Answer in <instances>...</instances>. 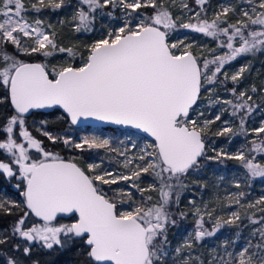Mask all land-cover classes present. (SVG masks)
<instances>
[{
    "label": "snow or ice",
    "instance_id": "obj_1",
    "mask_svg": "<svg viewBox=\"0 0 264 264\" xmlns=\"http://www.w3.org/2000/svg\"><path fill=\"white\" fill-rule=\"evenodd\" d=\"M176 2L0 0V105L10 103L14 110L0 118V264H264V195L245 202V191L230 192L226 205L219 196L199 204L189 199L192 229L176 245L168 235L170 228L187 219L188 212L171 209L179 207L189 189V175L209 161L242 165L245 174L243 181L235 180L236 189L264 179V163L257 160H264V116L258 127H247L252 114L261 110L253 94L264 102V86L238 91L250 62L228 71L238 58L264 52V0L221 4L211 19L205 7L209 0H195L200 11L185 23L170 10ZM179 6L191 11L185 0ZM63 9L72 10L67 22L77 33L95 31L97 20L104 17L120 26L85 46V57L79 45L59 44L55 25L40 18L45 10ZM233 15L238 17L234 22ZM178 27L215 41L211 58L194 54L192 44L183 39L170 42ZM21 53L69 59L79 55L83 63L75 67L65 62L49 69L47 63L25 62ZM229 82L231 89L226 87ZM221 86L231 98L218 94ZM202 91L208 101L203 108ZM217 105L219 112L209 119L206 111ZM55 106L63 109L71 125L94 118L140 130L154 142L129 157L136 143L121 151L109 138L97 135L76 142L44 131L47 121H40L37 131L49 141L62 140L80 151L106 149L124 158L120 163L126 171H110L100 163L82 168L46 150L27 128L31 110ZM229 108L232 123L222 120ZM217 121L224 126L213 135L230 137L229 143L249 134L258 139L250 141L247 151L244 145L234 153L212 148L214 155L209 156L208 135ZM144 175L153 180L147 188L140 186ZM120 181L139 192L140 200L123 188H110L112 195L104 191V185ZM8 186L21 199L9 196ZM146 192L157 196H145ZM123 205L127 207L121 210ZM225 206L238 210L225 213ZM9 218L14 219L5 223ZM226 227L236 229L233 237L204 251V242ZM240 239L244 243L237 247ZM57 250L60 260L44 258Z\"/></svg>",
    "mask_w": 264,
    "mask_h": 264
},
{
    "label": "rangeland",
    "instance_id": "obj_2",
    "mask_svg": "<svg viewBox=\"0 0 264 264\" xmlns=\"http://www.w3.org/2000/svg\"><path fill=\"white\" fill-rule=\"evenodd\" d=\"M234 1L238 2V0H218V2L216 4H210V2H209V4L206 7L208 10L207 14H208L209 19L212 18L213 13L218 10V8L221 4L232 3ZM185 2L189 5V8L191 9V11H188V9H182L179 6L180 0H177L176 5L171 7L173 9L171 12L173 13L174 16L180 17L181 23L189 22V17L193 16L195 14V12L200 11L199 6L193 7V5H191L189 3V0H185ZM165 3L168 4L169 0H165ZM117 11H118L117 18H120L121 17L120 10L117 9ZM191 22H195V21L193 20ZM119 26H120V24L116 20H111V19L107 18V21L105 22V30L103 32V35L108 31L109 28H115V27H119ZM180 39H183L186 44H193L195 42L196 43H198V42L203 43V42H205V40H208L210 38L205 37L202 34L196 33L190 29H183V28L178 27L174 32H172L170 34V42H176L177 40H180ZM201 39L203 41H200ZM67 44L71 45L69 43H66L65 46ZM177 53H179V52H177ZM55 61H57V63H58L57 66L64 64L65 62L70 63L69 58H67L65 55H61L60 57L56 56ZM245 62H246L245 58H242L240 61H238L236 63H231V65L228 67L229 73L231 74V73L235 72L241 65H244ZM257 73H258L257 70H255L253 77H255ZM256 78L258 80L257 82L254 81L255 78L251 77V80H253V83L257 87H258V85H259V87L264 86V76L262 78L261 77L258 78V76H256ZM251 85H253V84H251V83H249L248 85L244 84V86L242 88H240V90L241 89H248V88H250ZM228 89H231V88H228ZM218 94L224 99L231 98L230 93L228 91H226L225 88L220 87L218 89ZM201 95H202V97H205L204 99H202L200 101L201 107L203 108L208 103V101L206 99L207 93L202 91ZM253 95H254V99L256 100V102L261 103V110L256 111L252 114L251 118L248 121V125H247V127L249 129L258 127L260 120H261V117L264 116V102L261 101V99L258 95H256V94H253ZM220 107H221L220 105H217L213 108L208 109L206 111L205 115L209 119H211L212 117H214L219 112ZM230 111H231V109L229 108L228 111L223 113L222 120H228L230 123H232L233 118L230 116ZM212 126H214V128H212L213 131L217 132L224 125L222 124L221 121H217ZM28 130L35 137L34 129L28 128ZM45 131H48V130H45ZM72 131L74 133H79V132L74 131V130H72ZM51 134L54 136H61L63 133L58 132V133H51ZM92 135H97V136H101L104 138H109L112 142V146L119 148L121 151H124L125 149H131V144L136 143L138 145V147L128 151L127 154L129 157H132L133 155L137 154L139 152V148L144 147L146 144L153 143L152 141H150L148 139L139 138V137H136L135 135H132V134L108 135L107 132H98L97 130H94V129H91V130H88L85 132H81V134H78L76 139H74L75 136L73 135L72 139L76 142H79L84 136H92ZM61 137H63V136H61ZM253 139H258V138H256L254 134H249L247 136L248 141H252ZM60 141H62V140H60ZM207 145H208V151L207 152L209 154L214 155V152H212V148H217V149L223 148L230 153H234V152H236V150L238 148H240L244 144L241 143L238 146H236L235 148L230 149L228 142H226L224 140L215 141L208 136ZM250 147H251V145H250ZM46 150L51 151L54 154H56V152H54L53 150H49L47 148H46ZM89 151H91V152L87 153ZM245 151H247V147H245ZM85 152L88 155H93V158H90L88 162H85L86 168H87V165L90 163H100L102 168L110 170V171H114V172H125L126 171L122 167V164L120 163L121 161H123L124 158L118 156L116 153L109 152L106 149H103V150L102 149L85 150ZM257 160H258V162L264 163V160H261L259 156L257 157ZM223 168H221L220 170H215V168L204 170L203 174L205 175L204 176L205 178L204 177L197 178L199 175V172L191 173L189 175V177L187 179V183L189 185H191V183L197 178L198 181H200L201 183H204L207 186V191H204V192L200 191L199 192V193H202L200 197L195 196L193 193H195V194H198V193L195 191L192 192V189H188L185 191L187 194H189V196H186L182 199L181 205L183 206L182 210L188 212L189 217L193 218V216L191 215V211H190L191 206L188 203L189 199H194V200H196L197 204H199L201 199L208 201L210 199H215V197L219 196L223 200L224 204L226 205L227 200L224 198L227 196L228 193H230V192L235 193V192L241 191V190L236 189L234 187V182H235V180L244 177V174H245L244 170L243 169L237 170L236 168H233L232 170H230L229 172L226 173V172H224L225 169H223ZM145 177H147V178H145ZM221 177H223V180L220 179ZM151 183H153V180L150 176H148V175L142 176V179L140 181L141 187L147 188L148 185ZM103 188H104V191L108 192L109 195H112V193L109 191L110 188H112V189L123 188L126 191L131 190L134 193L136 200L137 201L140 200V193L137 192L135 189H130L128 187V182L120 181V182H118L117 185H114L112 187H111V185H104ZM105 188H107V190H105ZM243 191H245V190H243ZM245 193H246L245 202L254 201L255 199L259 198V196L264 195V185L259 182L253 190H251V191L247 190V192H245ZM147 194L148 195L150 194L153 197H155V192H147ZM144 195L148 196V195H146V193H144ZM126 207H127L126 205L121 206V210H123ZM233 210H238V209L236 208V206H233L232 208H228L225 206L223 208V211L225 213L233 211ZM244 223H247V222L244 221ZM193 225L194 224H183V225L179 224L178 227H173L174 228V232H173L174 237L171 239V241L173 242V245H176L177 243H179L184 238L186 233L192 229ZM221 231L222 232L218 233L216 237L209 238L204 242V249H203L204 251H206L208 248L212 247L213 245H218L219 242L225 238L231 239L233 237L232 233L228 234V233H226V231L224 229ZM243 243H244V240L240 239L237 247H239Z\"/></svg>",
    "mask_w": 264,
    "mask_h": 264
},
{
    "label": "trees",
    "instance_id": "obj_3",
    "mask_svg": "<svg viewBox=\"0 0 264 264\" xmlns=\"http://www.w3.org/2000/svg\"><path fill=\"white\" fill-rule=\"evenodd\" d=\"M25 2L27 3V0H25ZM209 2H210V4H216L218 2V0H209ZM234 2H236V1H234ZM73 3H75V0H73ZM189 3L191 5H193V7L198 6L195 3V0H189ZM205 7H207V5ZM108 10L111 11L112 9H108ZM170 10L172 11L173 9L171 8ZM145 11L148 14H151V12H152L151 9H147ZM71 14H72L71 9H63V10H59L56 12L45 10L40 15V18L46 20L47 22H51L53 25H55V31L57 33V41L59 44H61L63 46H65L66 43L79 45L80 51L83 52L84 56L86 57L87 53L85 50V46L90 45L95 40L102 38L103 32L105 30V22L107 21V18L104 17L103 19L97 20L96 25H95V27H96L95 31L90 32V33H77L75 31H73L71 23L67 22L71 16ZM117 15H118V11L116 9L115 10V16L117 17ZM34 16H35L34 13H29L30 18H33ZM237 18L238 17L235 15L231 16V20L233 22ZM61 20H65L66 23L61 25L59 23V21H61ZM200 41H203V40L201 39ZM214 48H216V42L213 41L211 38L208 40H205V42H203V43L202 42H198V43L195 42L192 44V51L194 52V54L199 56L202 52L203 55L207 56L208 58H211L209 56V51L211 49H214ZM8 51L9 52L13 51L11 46L8 47ZM56 56L60 57L61 55H56ZM56 56L55 57H43L40 54L25 56L21 53L20 59H23L25 62L26 61H39L41 63H47V64L49 63L51 65L50 66L48 64L49 69H50L53 66H57V64H58L57 61H55ZM242 58H245V60H246L245 64L250 62L251 68H250L249 72L245 73L244 79H243L242 83L239 85L238 91L240 90V88H242L244 86V84H247V85L249 83L254 84L253 80H251V77L255 78L254 81L257 82L258 80H257L256 76H258V78H260V77L262 78L264 76V52L257 53L255 56L249 55V56H244V57L238 58L237 61H234L232 63H236V62L240 61ZM69 61L75 67H79L83 63V60L81 59V57L79 55L77 57H75V59H69ZM255 70H257L258 73L256 74L255 77H253ZM226 87L232 88L233 85L229 82L226 85ZM258 87H259V85H258ZM221 88H225V87L221 86ZM12 114H13V109L11 108L9 103L6 102L4 105H0V118H2L4 116H10ZM40 121H47V124L43 126L44 131L48 130V132H50V133H58L61 131H67L70 128L74 129V127L70 126L66 117L57 109H53V110L48 111V112L34 111L30 115L27 116L26 124H27L28 128L34 129L35 136L44 139L45 144L47 146L52 147L54 144L53 149L58 153V155H61L64 158L71 159L74 162L78 163V165L83 166L85 163V159L88 155H86L82 151H72L69 148H65L66 146L60 140L58 142H55V143L52 142L51 143L45 136H43L40 133V131H37V129L41 128ZM0 123H2V120H0ZM83 128H89V127L85 126ZM212 128H214V126L211 127V130L209 132L208 136L210 138H212L215 141L224 140V141L229 143L230 137H227V136L217 137V136L213 135L216 132L213 131ZM76 129H78V128H76ZM241 143H243L245 145V147H247V148H249L251 145L250 141H248L247 138H245L244 136H237V137L231 138V143H229V148L230 149L235 148L236 146H238ZM207 154L209 156H212V154H209L208 152H207ZM211 168H215V170H220L221 168H223V169H225L224 172H226V173L229 172L230 170H232L233 168H236L237 170L243 169L242 165L238 161H234V160H226V161H224L223 164H220V163L215 162V161H209L206 164V166H204L202 169H200L199 175L197 178L204 177L205 175L203 174L204 173L203 171L211 169ZM244 172H245V170H244ZM145 178H147V177H145ZM197 178L194 181H198ZM240 180L243 181V178H240ZM259 182L264 185V179H258L256 181L252 182V184H251L252 186H250V187L245 186L242 183V188L239 190H245V192H247V190L251 191L255 188V186ZM189 189H192V192L193 191L197 192L198 194H195V193H193V194L197 197H200L202 193H199V192L200 191L201 192L207 191V186L204 188H201L198 184H194L192 182L191 185H189ZM105 190H107V188H105ZM5 191H7L8 195L11 196L12 198L20 199V197L18 195L14 194V190H11L10 186H8V188H6ZM146 195H148L147 192H146ZM156 196H157V193L155 192V197ZM186 196H189V194L184 192L181 196L179 207L177 208L175 205H173V207L171 209L173 212L183 211L182 210L183 206L181 205V202H182V199ZM12 219H14V218H9L7 221H5V223H11ZM179 224H181V225H183V224H194V219L187 216V219L180 221ZM224 230L228 234H230V233L234 234V232L236 231L235 228H228V227L224 228ZM173 232H174V228L172 227L169 229V233H168L170 240L174 237ZM244 234L247 235V230H245ZM70 255L73 259H75V254H70ZM44 258L45 259L60 260L61 254H60L59 250H57V252H55L51 257H44Z\"/></svg>",
    "mask_w": 264,
    "mask_h": 264
},
{
    "label": "flooded vegetation",
    "instance_id": "obj_4",
    "mask_svg": "<svg viewBox=\"0 0 264 264\" xmlns=\"http://www.w3.org/2000/svg\"><path fill=\"white\" fill-rule=\"evenodd\" d=\"M26 62H28V61H26ZM37 62H39V61H37ZM41 63V62H40ZM10 104V103H9ZM14 111V110H13ZM67 119V118H66ZM68 120V119H67ZM69 122V121H68ZM69 124H70V126H72V127H74V129L73 128H70V129H68L67 131H61L60 133H63L61 136H75V138L74 139H76L77 138V136H78V134H81V132H85V131H88V130H91V129H94V130H97L98 132H107V134L108 135H125V134H132V135H135L136 137H139V138H144V139H146L143 135H141V134H139V133H137V132H135L134 130H131V129H126V128H118V127H89V128H83V127H76V126H73V125H71V123L69 122ZM85 127V126H84ZM76 128H78V129H76ZM72 130H74V131H77V132H79V133H74ZM36 138H38V139H40V140H42V138H39V137H37V136H35ZM43 141V144H44V147H46L47 149H49V150H53L54 152H56L54 149H53V147H54V144H53V146L52 147H50V146H47L46 144H45V141H44V139L42 140ZM51 142V141H50ZM52 143V142H51ZM65 147V146H64ZM65 148H69V149H71L72 151H79V150H77V149H74V148H70V147H65ZM103 150V149H102ZM83 153H85L86 155H88L87 153H90L91 151H89V152H85V151H82ZM93 153V152H92ZM56 154H58L57 152H56ZM61 158H63V159H65V160H71V159H68V158H64V157H62L61 155H59ZM90 158H93V155H88L87 157H86V159H85V162H88L89 161V159ZM73 161V160H72ZM74 162V161H73ZM78 166H80V167H82V168H85V169H87L86 168V165H85V163H84V165L83 166H81V165H78ZM112 186H114V185H111V187ZM20 199H21V197H20ZM33 219H35V220H37L38 221V218H33ZM61 222H66V221H61Z\"/></svg>",
    "mask_w": 264,
    "mask_h": 264
},
{
    "label": "water",
    "instance_id": "obj_5",
    "mask_svg": "<svg viewBox=\"0 0 264 264\" xmlns=\"http://www.w3.org/2000/svg\"><path fill=\"white\" fill-rule=\"evenodd\" d=\"M177 54H179V53H177ZM28 62L29 63H40V62H37V61H28ZM53 109L59 110L67 118L66 114L63 112V109L59 108V106H55V107L50 108V109H34V110H31V112L29 114H27V116L30 115L34 111L48 112V111H51ZM68 121L70 122L69 119H68ZM73 126H76V127L89 126V127H118V128H126V129L134 130L135 132L143 135L146 139L154 142V138L153 137H150L148 134L143 133L140 130L133 129V128L128 127V126H120V125L111 124L109 122L98 121V120H96L94 118H86V119L85 118H81V120L76 125H73Z\"/></svg>",
    "mask_w": 264,
    "mask_h": 264
}]
</instances>
